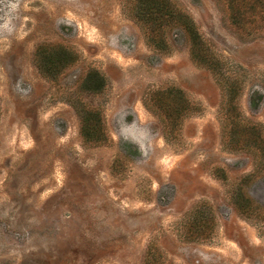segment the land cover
<instances>
[{
    "label": "rangeland",
    "instance_id": "374dc122",
    "mask_svg": "<svg viewBox=\"0 0 264 264\" xmlns=\"http://www.w3.org/2000/svg\"><path fill=\"white\" fill-rule=\"evenodd\" d=\"M157 2L237 72L264 128V0ZM135 3L0 0V264H264V222L233 199L264 217L258 156L224 143L226 95L188 33L155 48ZM171 87L190 113L167 140L148 107Z\"/></svg>",
    "mask_w": 264,
    "mask_h": 264
},
{
    "label": "trees",
    "instance_id": "16d2710c",
    "mask_svg": "<svg viewBox=\"0 0 264 264\" xmlns=\"http://www.w3.org/2000/svg\"><path fill=\"white\" fill-rule=\"evenodd\" d=\"M150 2V3H149ZM136 15L147 25L151 32L149 42L157 49L169 48V29L179 28L186 31L190 37V51L192 58L201 65L209 67L217 76V81L222 84L226 95V114L223 119L224 143L230 148H244L254 151L258 156V162L264 169V128L260 124L248 121L239 112L236 103L239 94V78L237 72L229 70L228 64L211 49L207 40L200 34L193 21L176 6L168 3H158L157 0H137L135 3ZM232 71V72H231ZM153 106L150 108L155 115L162 118L167 126L166 138L170 139L171 131L190 113V107L183 92L174 87L157 90L152 94ZM95 111L89 110L83 116L82 134L89 142H101L107 137L105 133H99ZM239 188L233 191V199L239 212L247 217L256 214L260 222L264 217L260 212L239 201Z\"/></svg>",
    "mask_w": 264,
    "mask_h": 264
}]
</instances>
